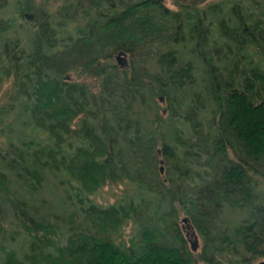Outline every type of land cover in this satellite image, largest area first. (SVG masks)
<instances>
[{
  "label": "trees",
  "instance_id": "trees-1",
  "mask_svg": "<svg viewBox=\"0 0 264 264\" xmlns=\"http://www.w3.org/2000/svg\"><path fill=\"white\" fill-rule=\"evenodd\" d=\"M173 3L0 0V264L264 256V0ZM124 183L128 199L91 198Z\"/></svg>",
  "mask_w": 264,
  "mask_h": 264
},
{
  "label": "rangeland",
  "instance_id": "rangeland-1",
  "mask_svg": "<svg viewBox=\"0 0 264 264\" xmlns=\"http://www.w3.org/2000/svg\"><path fill=\"white\" fill-rule=\"evenodd\" d=\"M167 6L171 9H176L175 3H173V0H165ZM29 14V13H27ZM119 58V59H117ZM111 65L117 67L120 70H124L125 68H127L129 66L130 63V57L127 56L125 53H118V55L114 56V58L111 60ZM72 76H74L77 80L81 81V82H86L90 87H92V89L96 92L98 89V86L96 85V77L94 75L88 74V73H83L81 71L79 72H74L72 73ZM10 88V82H8L6 80V82L3 84L2 90L3 92L8 91L7 89ZM10 91V90H9ZM157 101L161 106V111L160 113L163 114V116L165 117L166 114L168 113V105L166 103V99L161 98V97H157ZM153 116L151 115V118L153 119ZM163 168V167H162ZM164 170L165 168L162 170V176L164 178ZM264 181V179H263ZM132 187H130L129 185H127L126 183L124 184H112V186H106L103 189H101L100 191H98L96 194L92 195L91 198H93L97 203L99 204H103L105 206L110 205L115 203L116 201L120 200V199H124L125 196L129 195L132 193ZM51 192L54 194V196H56V194H60L62 193V190L56 188L54 190H51ZM51 192H45L41 198V200H39L40 202H42L43 204L45 203H51ZM128 199V196H127ZM138 200V199H137ZM79 217H77V221L79 220ZM185 214L182 213V215L180 216V227L182 230H184V233L187 235L188 240L191 242V244H197L200 245L198 250L200 249V247L202 246V242L203 240L200 239V234L197 231H194V229H192L191 227V223L190 221H185ZM137 227L138 224L134 223V221L132 220H127L123 226V228L120 230V236L119 241H124L125 243L127 242L129 244V240L130 239H135V236L137 235ZM18 241L16 243V246L18 245ZM252 263L251 264H259L261 262L264 261V256L263 257H259V258H255L251 260ZM198 264H204L202 262H198Z\"/></svg>",
  "mask_w": 264,
  "mask_h": 264
},
{
  "label": "water",
  "instance_id": "water-1",
  "mask_svg": "<svg viewBox=\"0 0 264 264\" xmlns=\"http://www.w3.org/2000/svg\"><path fill=\"white\" fill-rule=\"evenodd\" d=\"M117 59H119V58H117ZM159 153H160V151H158ZM162 163V162H161ZM161 170H162V168H161ZM185 221H188V218H185ZM194 245H196L197 246V244H194ZM193 245V246H194ZM259 264H264V261L263 262H261V263H259Z\"/></svg>",
  "mask_w": 264,
  "mask_h": 264
}]
</instances>
